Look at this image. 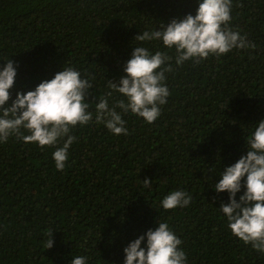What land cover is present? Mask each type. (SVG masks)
<instances>
[{
  "label": "trees",
  "instance_id": "obj_1",
  "mask_svg": "<svg viewBox=\"0 0 264 264\" xmlns=\"http://www.w3.org/2000/svg\"><path fill=\"white\" fill-rule=\"evenodd\" d=\"M198 4L0 0V64L12 59L17 71L9 106L18 92L74 67L93 85L94 112L108 81L126 75L140 43L135 37L195 15ZM230 26L255 49L181 67L173 60L160 117L148 124L123 114L127 135L94 121L78 126L63 171L55 168L53 147L14 137L0 143V264H71L75 256L86 257V264H125L124 248L161 221L182 240L188 264H264V254L231 233L219 209L229 194L214 188L221 172L247 155L246 138L264 120V0H233ZM142 46L167 51L161 42ZM174 190L187 191L192 202L165 211L161 201ZM48 230L54 232L51 249Z\"/></svg>",
  "mask_w": 264,
  "mask_h": 264
},
{
  "label": "clouds",
  "instance_id": "obj_2",
  "mask_svg": "<svg viewBox=\"0 0 264 264\" xmlns=\"http://www.w3.org/2000/svg\"><path fill=\"white\" fill-rule=\"evenodd\" d=\"M232 11L233 0H199L195 15L173 19L159 29L137 35L135 40L140 43L124 67L126 75L119 83L108 81L109 91L95 103L94 112L89 103L93 85L74 67H64L35 90L18 92L9 106L17 71L14 61L7 60L0 64V143L14 137L41 148L53 147L55 168L63 171L69 150L77 140L72 132L78 126L94 121L115 135H127L123 114L129 112L153 124L170 96L166 74L174 71L173 60L176 67H181L187 61L200 64L210 56H224L236 49H255L246 35L230 26ZM149 42H161L167 51L153 52L142 46ZM114 93L122 98L114 99ZM246 142L247 155L221 172L214 188L218 193L229 194V202L222 203L219 209L226 216L231 233L255 252L264 254V120ZM151 184L150 179L143 181L145 188ZM242 189L246 191L238 202L237 194ZM191 202L187 191L174 190L163 198L161 206L169 211L186 208ZM53 233L48 230L47 249L53 247ZM145 241L146 247H142ZM182 243L169 224L161 221L157 228L149 229L124 248L125 264H188ZM86 260L75 256L71 264H86Z\"/></svg>",
  "mask_w": 264,
  "mask_h": 264
}]
</instances>
